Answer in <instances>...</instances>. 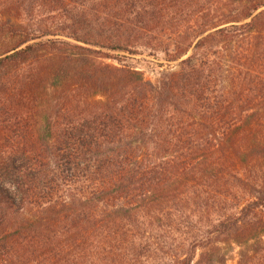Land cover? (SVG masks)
<instances>
[{
  "label": "trees",
  "instance_id": "obj_1",
  "mask_svg": "<svg viewBox=\"0 0 264 264\" xmlns=\"http://www.w3.org/2000/svg\"><path fill=\"white\" fill-rule=\"evenodd\" d=\"M199 250L264 264V0H0V264Z\"/></svg>",
  "mask_w": 264,
  "mask_h": 264
},
{
  "label": "rangeland",
  "instance_id": "obj_2",
  "mask_svg": "<svg viewBox=\"0 0 264 264\" xmlns=\"http://www.w3.org/2000/svg\"><path fill=\"white\" fill-rule=\"evenodd\" d=\"M119 55V54H118ZM159 60V61H158ZM158 60L153 59L152 57L148 56V54H142L140 56H126L124 59L125 63L135 67L137 71H140L144 74L146 80L155 83L159 79V73L166 70H175L177 69V63L168 64L161 60V55H159ZM108 63H112L108 61ZM117 64L116 62H114ZM200 250L197 251L196 255L194 256L193 263H197L199 260ZM231 261L229 264H234L233 261L236 258L234 253L230 255Z\"/></svg>",
  "mask_w": 264,
  "mask_h": 264
}]
</instances>
